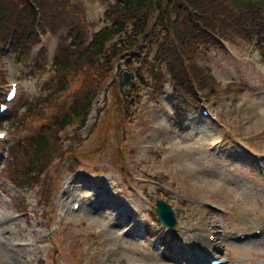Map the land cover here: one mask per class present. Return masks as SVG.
Returning a JSON list of instances; mask_svg holds the SVG:
<instances>
[{
  "label": "rangeland",
  "instance_id": "obj_1",
  "mask_svg": "<svg viewBox=\"0 0 264 264\" xmlns=\"http://www.w3.org/2000/svg\"><path fill=\"white\" fill-rule=\"evenodd\" d=\"M73 1L85 6L88 21L101 25L103 5L100 0ZM225 42L229 48L224 53L209 51L206 55L205 64L219 82L215 95L203 107L221 123L222 131H230L228 143H220L217 133L221 129H214L212 122L199 113L188 114L181 126L173 125L165 116V107L170 108L172 104L167 97L170 91L167 86L157 101H152L147 89L139 86L136 100L132 99L134 104L125 112L126 127L109 132L104 149L95 156L96 162L84 161L75 172L68 173L70 160L65 158L58 170L59 186L50 204L54 209L50 224H42L43 221L31 214L38 209L34 205V189L17 191L0 174V264H38V258L44 264H55L54 258H59L63 264H203L205 257L211 255L225 256L226 264H264V230L260 235L250 234L252 227H260L257 223L251 224L253 218L264 224V165L261 163L264 145L260 149L262 158H252L257 166L247 161L248 141H242V138H262L257 136L264 126V60L247 43ZM53 45L51 41L48 43V58ZM8 69L31 104L47 93L50 74L45 70L33 73L20 69L18 76L13 67ZM107 93L109 103L115 95L111 89ZM53 101L44 108L42 116L58 107ZM43 104H37L30 115L25 112V119L20 122L25 126L14 127L4 122L2 127L10 132L19 128L34 130L39 123L35 117L39 116ZM17 110L22 112L23 108L19 106ZM94 117L92 114L88 118L80 130L81 136L90 129ZM200 119L208 128L200 126ZM238 130L240 135L236 141L232 134L238 135ZM66 133L70 135L71 128H67ZM116 139L125 154V162L114 154ZM262 141L264 143V139ZM68 143L70 139L64 138L63 145ZM88 143L86 140L78 148H85ZM130 148L133 151L129 153ZM120 166H125L130 175L119 172ZM186 168L192 169L193 174L188 175ZM135 177L144 181L139 182ZM66 186H70V193L59 198ZM155 187L159 189V197L166 195L168 203L175 207L177 227L167 231L176 238L171 246L173 251L162 252L157 239L146 237L141 230L142 223L149 227L153 224L147 204L149 200L154 202ZM73 190L79 195H74ZM100 190L103 192H98ZM141 193L146 200L140 199ZM80 197L85 204L81 203L78 213L72 214L68 211L69 203L77 198L81 202ZM209 200L221 209L208 207L205 202ZM93 203L100 205L96 208ZM24 204L28 206V214L22 215L20 210ZM126 206L135 213L130 221L135 227L127 232L124 220L129 210L126 211ZM234 206L240 213L229 219L226 209ZM79 218L87 221L80 223ZM192 224L200 226L202 234L217 231L210 241L211 248L207 243L188 248L180 241L178 229ZM105 226L109 227V232L116 233L115 241L111 242L107 232L102 230ZM55 231L53 239L47 240ZM243 231L247 232V237L235 240V234ZM108 242L109 246L117 242L118 251L108 253L105 249Z\"/></svg>",
  "mask_w": 264,
  "mask_h": 264
},
{
  "label": "trees",
  "instance_id": "obj_2",
  "mask_svg": "<svg viewBox=\"0 0 264 264\" xmlns=\"http://www.w3.org/2000/svg\"><path fill=\"white\" fill-rule=\"evenodd\" d=\"M19 1L24 6L28 5L24 0ZM239 2L246 10L243 16L244 24L242 23L246 32L260 33L261 31L264 39V0H239ZM17 3L15 2L14 5ZM204 3L203 0H165L164 2L161 0H116L104 11V18L110 22L102 25V28L93 36L92 42L80 47L77 39L78 32L75 31L73 39L76 41L74 40L70 47L62 49L57 55L51 75L54 81L50 80L51 92L58 91L65 85L71 67H78L82 62L91 64V54L93 56L94 53L101 52V42L105 37L121 33L128 47H134L139 36L146 30L151 11L157 9L158 17L147 33V42L154 44L156 61H165L171 71V78L174 80L173 90L176 93L174 97L176 114L193 107L196 101L193 82L198 69L193 63L188 62L189 54L197 49L199 43L213 42L215 26L220 29L227 25L218 11L200 12ZM26 9L32 15L29 6ZM25 31L23 38L19 41L20 47L25 46L28 37L32 36L31 21L28 22ZM33 70L37 71L38 66L36 65ZM109 73L110 71L107 72L106 77ZM80 94L67 112L58 116L53 115L51 120L38 126L37 130L20 146L10 147V154L12 150H15V153L8 162L6 172L16 190H22L36 179L37 167L41 163L39 161L43 157L45 144L43 133L50 132L52 127L59 129L63 123H68L76 117H83L90 97L89 87ZM23 107L29 110L27 105ZM9 120L13 123L15 119L11 116Z\"/></svg>",
  "mask_w": 264,
  "mask_h": 264
},
{
  "label": "bare ground",
  "instance_id": "obj_3",
  "mask_svg": "<svg viewBox=\"0 0 264 264\" xmlns=\"http://www.w3.org/2000/svg\"><path fill=\"white\" fill-rule=\"evenodd\" d=\"M80 177V176H79ZM111 190V189H110ZM95 191V190H94ZM99 192V191H98ZM67 195V194H66ZM79 195V194H78ZM123 203V202H122ZM129 204V203H128ZM90 205V204H89ZM93 206V205H92ZM91 208V207H90ZM97 208V207H96ZM89 210V209H88ZM91 212V211H90ZM123 213V212H122ZM89 217V216H88ZM92 218H94V216L92 217ZM91 219V218H90ZM264 225V224H263ZM111 227H112V225H111ZM203 238V237H202Z\"/></svg>",
  "mask_w": 264,
  "mask_h": 264
},
{
  "label": "water",
  "instance_id": "obj_4",
  "mask_svg": "<svg viewBox=\"0 0 264 264\" xmlns=\"http://www.w3.org/2000/svg\"><path fill=\"white\" fill-rule=\"evenodd\" d=\"M163 210L165 211V208H163Z\"/></svg>",
  "mask_w": 264,
  "mask_h": 264
}]
</instances>
